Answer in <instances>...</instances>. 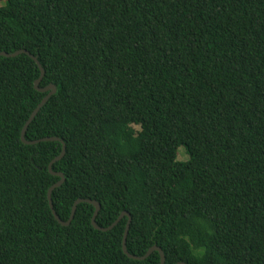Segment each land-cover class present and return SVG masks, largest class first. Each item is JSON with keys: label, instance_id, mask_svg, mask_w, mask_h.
Listing matches in <instances>:
<instances>
[{"label": "trees", "instance_id": "1", "mask_svg": "<svg viewBox=\"0 0 264 264\" xmlns=\"http://www.w3.org/2000/svg\"><path fill=\"white\" fill-rule=\"evenodd\" d=\"M0 264H264V0H0ZM187 154L177 159V148Z\"/></svg>", "mask_w": 264, "mask_h": 264}, {"label": "water", "instance_id": "2", "mask_svg": "<svg viewBox=\"0 0 264 264\" xmlns=\"http://www.w3.org/2000/svg\"><path fill=\"white\" fill-rule=\"evenodd\" d=\"M19 53H26L27 55H29L34 61L35 63L37 64L39 70H40V76L38 79L35 80L34 82V87L42 92V93H45V95L43 96V98L40 100V102L37 104V106L33 109V111L30 113L28 119L26 120V122L24 123L22 129H21V132H20V139L23 143L25 144H34V143H38L40 141H53V140H59L57 137H43V138H40V139H35V140H26L25 139V133H26V129L29 125V123L32 121V119L35 117V115L37 114V112L39 111V109H41V107L47 102V100L49 99V97L56 91V88L54 85L50 84L46 87H43V88H40L38 85H39V82H40V79L41 77L43 76L44 74V70L43 68L41 67V65L39 64L37 58L35 56H33L31 53H29L28 51L24 50V49H19V50H16L14 52H5V51H0V55H3V56H6V57H13V56H16L18 55ZM64 151H65V146L64 144L62 143V149H61V152L59 155H57L55 158H53L49 164H48V170L49 172L52 174V175H55V176H58L59 177V180L56 181L54 184H52L48 191H47V198H48V202H49V206H50V209H51V212L54 216V218L61 224V225H69L73 216H74V212L76 210V206L78 205V203L80 202H87L89 204H92L94 206V211H93V214H92V217H91V224L94 228L98 229V230H101V231H106V230H109L111 229L123 216H127V222H126V225H125V229H124V233H123V237H122V251L125 255H127L129 258H132V259H137V260H143L145 258H147L153 251H158L159 253V257H160V264H164V261H165V256L163 254V251L157 246V245H153L151 246L143 255L141 256H137V255H134V254H131L128 252L127 248H126V237H127V233H128V228H129V224H130V221H131V217H130V214L127 212V211H122L121 214L117 217V219L112 222L109 226L107 227H100L96 224V216L98 214V211L100 210V204L96 201V200H92V199H87V198H77L73 204H72V207H71V211H70V215L68 217L67 220H62L60 219L56 212L54 211L53 209V205H52V201H51V192L54 188L56 187H59L62 182L64 181V177H63V174L61 172H55L52 170V164L58 160H60L63 155H64ZM176 264H186L184 262H178Z\"/></svg>", "mask_w": 264, "mask_h": 264}, {"label": "rangeland", "instance_id": "3", "mask_svg": "<svg viewBox=\"0 0 264 264\" xmlns=\"http://www.w3.org/2000/svg\"><path fill=\"white\" fill-rule=\"evenodd\" d=\"M187 158V154L185 153V150L182 146H179L177 148V159L178 160H184Z\"/></svg>", "mask_w": 264, "mask_h": 264}]
</instances>
